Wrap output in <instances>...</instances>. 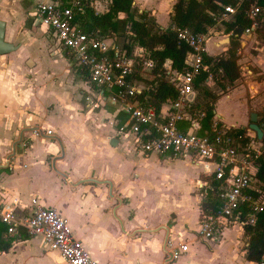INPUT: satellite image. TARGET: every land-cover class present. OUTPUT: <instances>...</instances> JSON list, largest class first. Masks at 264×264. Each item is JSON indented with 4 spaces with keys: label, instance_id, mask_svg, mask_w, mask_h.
I'll return each instance as SVG.
<instances>
[{
    "label": "crops",
    "instance_id": "obj_1",
    "mask_svg": "<svg viewBox=\"0 0 264 264\" xmlns=\"http://www.w3.org/2000/svg\"><path fill=\"white\" fill-rule=\"evenodd\" d=\"M39 1L49 0H0L5 40L17 46L9 53H0V202H14L20 215L33 212L35 197L43 206L57 209L69 220L74 237L99 264H164L169 246L183 243L188 244V251L175 264H258L247 260L243 225L232 224L218 241L200 238L203 204L211 199L201 184L210 180V174L202 164L136 151L133 139L117 133L118 107L87 109V87L65 55L54 51V39L46 27L42 30L51 42L43 43L54 56L45 54L46 63L41 65L66 63V79L60 82V89L65 97L77 98L72 104L56 105L44 97L55 75L48 66L37 69L40 58L20 52L34 33L44 38V32L36 29L42 26L31 18ZM170 1L165 23L159 20L154 0H135L134 4L141 6L140 13L151 12L161 28H169L176 0ZM218 28L220 33L207 42L206 54L210 62L218 63L232 51L239 77L226 90L220 86L225 75L218 83L204 81L207 93L217 100L200 94L197 103L205 107L210 101L214 116L234 127V132L242 133L243 129L255 137L254 131H249L252 113H258L261 127L264 122V43L257 31L233 39L225 25ZM139 47L135 42L130 50L136 54ZM56 55L61 56L60 61ZM165 63L172 67L170 61ZM153 80L147 74L144 83L152 85ZM118 117L123 121L126 115L119 112ZM205 121L203 129H208ZM130 151L136 153L135 160ZM153 156L199 168L190 177L181 171L169 175L175 181L170 183L176 186L174 190L137 188L135 177L141 175L137 165ZM1 240L9 241L11 247L0 251V264H69L42 237L25 231L21 236H10L0 222Z\"/></svg>",
    "mask_w": 264,
    "mask_h": 264
},
{
    "label": "built area",
    "instance_id": "obj_2",
    "mask_svg": "<svg viewBox=\"0 0 264 264\" xmlns=\"http://www.w3.org/2000/svg\"><path fill=\"white\" fill-rule=\"evenodd\" d=\"M246 1L237 0L236 5L215 1L220 9L215 24L205 33L173 26L192 50L187 54L185 71L164 64L166 80L178 95L160 107L147 102L154 86L144 83L147 74L154 75L157 63L141 47L136 48L140 52H131L135 45L131 39L133 32L127 31L125 36L95 25L91 13L94 16L108 13L113 0L39 1L31 11L32 22L47 28L54 39V51L65 55L85 83L87 109L118 107L115 115L118 135L133 139L135 150L142 154L203 165L211 178L201 188L212 196V201L222 202L217 211L206 210L201 214L199 236L213 242L232 224H255L258 215L264 212V190L257 178L264 143L255 138V132V137L249 132L236 133L234 127L216 116L210 119L209 128L203 129L207 111L197 103L201 93L195 86L202 73L207 75L205 81H222L223 67L205 58L207 42L220 33L218 27L236 18ZM246 14L250 23L243 35L251 36L264 21V6L251 3ZM119 112L126 115L123 121L118 119ZM32 206V213L20 215L14 202H0V222L5 224L8 235L17 237L25 231L30 236L42 237L69 264H99L74 237L69 220L57 209L43 206L36 197ZM187 251L186 243L169 246L164 264H175Z\"/></svg>",
    "mask_w": 264,
    "mask_h": 264
},
{
    "label": "trees",
    "instance_id": "obj_3",
    "mask_svg": "<svg viewBox=\"0 0 264 264\" xmlns=\"http://www.w3.org/2000/svg\"><path fill=\"white\" fill-rule=\"evenodd\" d=\"M134 1L113 0L108 13L101 16H94L93 13L91 15L95 25L106 31L111 29L123 33L133 32L134 35L131 36V39L150 52V56L157 63V66L154 71L156 77L152 81L154 90L150 91V99L147 102L160 107L163 102L168 99H176L178 95L174 86L163 78L165 62L170 61L172 67L177 71H185L187 69L185 60L188 52L192 50L188 43L178 37L173 26L191 29L196 34L205 33L209 26L215 24L214 18L220 9L215 1L236 5L237 0H176L173 12L170 14L171 26L169 28H161L154 18L148 19L150 14L148 11L138 13L139 10ZM254 2L264 6V0H247L237 13L236 18L225 23L226 30L233 33V39H239L249 25L250 20L247 17L246 9ZM121 14H124V17H121ZM257 32L264 43V21ZM205 58L210 62L211 59L207 54H205ZM217 65L224 68L225 76L231 83L239 77L236 57L232 51L229 52L228 57L219 58ZM206 78L207 75L202 73L195 82V86L205 97L206 95L210 96L207 89L202 87ZM210 97H212L210 101L217 100V97L212 94ZM140 98L143 100L142 96ZM210 101L204 107L207 111L205 125L208 126L210 119L214 116V108ZM240 132L243 133V129ZM257 178L262 183L264 190V158L260 161ZM210 198L208 202L203 204V210L217 211L222 204L221 200L212 201V196ZM244 234L248 240V245L245 248L247 260L264 264V212L258 215L255 224L244 225ZM10 247L9 241H0V251H7Z\"/></svg>",
    "mask_w": 264,
    "mask_h": 264
},
{
    "label": "rangeland",
    "instance_id": "obj_4",
    "mask_svg": "<svg viewBox=\"0 0 264 264\" xmlns=\"http://www.w3.org/2000/svg\"><path fill=\"white\" fill-rule=\"evenodd\" d=\"M154 2H156L159 6V20L163 23L167 22V16H168L171 1L170 0H154ZM137 9L139 10L138 13H140L141 6L139 4L137 5ZM121 17H123V14H121ZM150 18H154L157 20V18L153 14H151V12L148 16V19ZM36 29L38 31H41L42 29H45V27L42 26ZM119 32H121V34L123 35L122 31H119ZM43 34H45V32ZM126 35L127 34H125V36ZM43 40H48V43L51 42L47 34H45L44 38H42L41 35L40 36L35 35L34 33V36L32 37V39L24 41V45L22 49L20 50V52L22 54H27L28 56H31V57L36 56L40 58L41 62L39 66L37 67V69L42 70L48 66V69H50L52 71V74L55 75L54 79L50 78L52 82L49 81L47 95H45L44 97L45 98L48 97L47 100H52L53 102H55L56 105H69L71 101L75 102L77 96H74L75 99H73V97L69 99L67 96L66 97L64 96L63 92H61L60 82L66 79V63L61 61V62H57V64H55L56 66H53L50 64L47 66L43 65L44 63H46L45 54H48L51 57L54 56L50 53V51L48 50V47L43 43ZM55 57H56L55 58L56 60L60 61V57H61L60 55H56ZM42 61H43V64L41 65ZM163 75H164L163 78H166V75L165 74ZM153 78H154V75H151V79ZM221 84H223V85H220L221 88L226 90L228 87L232 86L234 83H231L227 79V77H225L224 83H221ZM202 87L205 88L203 84H202ZM45 98L43 99L45 100ZM40 104L43 105V102H41ZM131 153L133 154V156H130V158L135 160L137 157L134 155H136L137 152L136 153L131 152ZM176 163L177 162H166V161H163L162 159L156 158L155 156H153L152 159L148 160L147 162L141 161L137 165V170L140 171L141 175L140 177H135L137 181H139L136 187L137 188L138 186L145 187L148 190H155V191H161V190L164 191L166 189L174 190L176 186H170V183L172 182L174 184L175 181L170 179L169 175L173 176L174 172L181 171L185 174L188 173L187 175L190 177L191 173H193V170L199 168V167H195L194 165H191L190 163H188V165L187 164H176ZM183 182L184 181H182L181 183Z\"/></svg>",
    "mask_w": 264,
    "mask_h": 264
},
{
    "label": "water",
    "instance_id": "obj_5",
    "mask_svg": "<svg viewBox=\"0 0 264 264\" xmlns=\"http://www.w3.org/2000/svg\"><path fill=\"white\" fill-rule=\"evenodd\" d=\"M5 29L6 23L0 20V53L2 54L9 53L17 48L16 45L5 40ZM249 128L256 133L259 140L264 141V131L258 122V113H252Z\"/></svg>",
    "mask_w": 264,
    "mask_h": 264
}]
</instances>
